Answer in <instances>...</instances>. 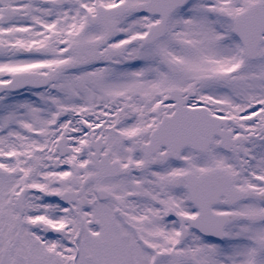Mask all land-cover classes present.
Instances as JSON below:
<instances>
[{"label":"snow or ice","instance_id":"snow-or-ice-1","mask_svg":"<svg viewBox=\"0 0 264 264\" xmlns=\"http://www.w3.org/2000/svg\"><path fill=\"white\" fill-rule=\"evenodd\" d=\"M0 264H264V0H0Z\"/></svg>","mask_w":264,"mask_h":264}]
</instances>
